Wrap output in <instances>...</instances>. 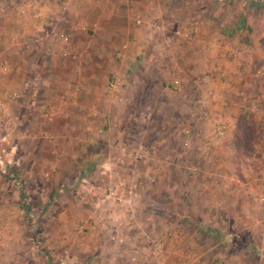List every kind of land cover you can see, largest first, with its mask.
I'll return each mask as SVG.
<instances>
[{"label":"rangeland","instance_id":"374dc122","mask_svg":"<svg viewBox=\"0 0 264 264\" xmlns=\"http://www.w3.org/2000/svg\"><path fill=\"white\" fill-rule=\"evenodd\" d=\"M137 1L102 0L99 12L120 29L113 36L133 40L126 29L137 24L126 18V8L136 9L131 5ZM64 2L57 0L59 9ZM37 3L0 0V264H264L260 25L239 32L224 27L220 47L234 39L240 46L222 54L242 63L224 66L219 54L207 59L203 75L190 80L193 88L189 77L180 70L171 74L168 65L193 42L192 33L173 31L168 18L142 15L155 27L153 42L161 44L147 53L164 62L141 82L144 91L138 93L135 82L117 95L121 101L109 102L132 80L107 76L103 98L94 102L102 110L87 112L93 125L101 124L84 130L93 137L77 158L45 129L47 108L44 96L32 90L37 81L29 76L31 65L19 50L10 53V45L20 44L17 26L28 19L23 10ZM168 37L175 49H168ZM123 48L129 49L96 47L111 55ZM112 82L115 89L108 90ZM105 116L113 125L102 123ZM236 120L241 179L229 149Z\"/></svg>","mask_w":264,"mask_h":264},{"label":"crops","instance_id":"0c3cea01","mask_svg":"<svg viewBox=\"0 0 264 264\" xmlns=\"http://www.w3.org/2000/svg\"><path fill=\"white\" fill-rule=\"evenodd\" d=\"M221 1H137L131 5L136 9L126 8V18L134 17V24L138 25V27L132 25L133 27L126 29L133 33V40L130 42L125 38V34L115 37L110 33L120 29H116L113 24L110 25L111 21L105 18L106 14L99 12L105 8L102 0H65L66 7L63 10L59 9L57 0H38L37 6L28 4L27 9L23 10L28 19H23L17 26L18 35L21 38L20 44L17 46L16 42L10 45V53L13 55L18 52L16 50H19L22 55L21 61L26 60V63L31 65V68L28 67L29 76L37 81V87L32 90L36 89L44 96L43 105L47 108L45 129L48 128L47 132L51 131L53 141L67 145V149L74 150L77 158H80L79 151L89 148L93 133L84 130L87 126L93 128L100 125L101 121L93 125L87 112L94 108L102 110L94 102L103 98L107 76L120 75L126 78L125 82L132 80L131 84L124 83L113 95L114 100L111 99L109 102H116L117 99L121 101L117 95L128 89L131 90L135 82L140 87L138 93L141 89L144 91L145 87L144 84L141 85V82L145 83L146 77H149L147 75H153L151 72H154L164 61H159L158 56L147 53L149 47L159 48L161 44L153 42L152 30L155 27L150 26L147 18H143L142 15L156 16L163 22L165 18H168L173 31L186 27L192 33L193 42L183 46L190 51L185 49L179 56L168 58L171 74L174 70H180L181 76H184V79L189 77V81L195 77H201L202 66H205L203 63L207 59L215 61L217 54L222 65L238 68L242 61L240 59L238 61L235 55H232L228 61L222 54L224 53L222 49H229L235 44L238 47L240 44L234 39L231 46L220 47L224 37L220 31L224 27L233 32H239L241 27L248 31L250 28L254 30L258 25L264 31V0H223L226 7L230 9L234 7V11L232 10L233 12L228 15L224 13L226 7L222 8V11ZM193 4L196 7L190 8L189 5ZM261 5L263 10L259 11L258 8ZM94 14L98 16L95 18ZM227 16L228 19H226ZM222 18L224 24L221 23ZM132 20L133 18L130 21ZM121 31L125 32L124 29ZM108 33L111 34L109 39H103ZM171 39L168 37V49L172 50L175 49V44ZM246 39H249V36ZM114 45L127 49L129 47V49L127 52L124 48L120 49L116 55H111L109 52L99 53L100 51L96 49V47ZM205 50H209V55H206ZM187 51L190 54L186 57L183 52L188 54ZM208 71L210 72V68ZM190 83H193L195 88L196 82L190 81ZM212 93L214 94V91ZM209 107L210 110L216 108V106ZM102 123L113 125L114 122L105 116L102 118ZM258 125L261 127L264 123L260 121ZM59 148L62 149V147ZM64 149L66 150V147Z\"/></svg>","mask_w":264,"mask_h":264},{"label":"trees","instance_id":"16d2710c","mask_svg":"<svg viewBox=\"0 0 264 264\" xmlns=\"http://www.w3.org/2000/svg\"><path fill=\"white\" fill-rule=\"evenodd\" d=\"M237 120L235 121V127L233 129V131L231 132L232 135V139L230 141L229 144V149H230V159L232 162V165L234 167V171L238 177V179H241V175L238 172V169L240 168V155H239V151L237 150V148L234 146V142L239 138V129L237 128Z\"/></svg>","mask_w":264,"mask_h":264},{"label":"built area","instance_id":"2783aa9c","mask_svg":"<svg viewBox=\"0 0 264 264\" xmlns=\"http://www.w3.org/2000/svg\"><path fill=\"white\" fill-rule=\"evenodd\" d=\"M120 2H122V3H125V2H127V1H129V0H119ZM65 3V2H64ZM64 3H62V4H64ZM257 72L258 73H264V65H262V66H260L259 68H258V70H257ZM114 89V83L112 82V83H109L108 84V90H113ZM1 163V162H0Z\"/></svg>","mask_w":264,"mask_h":264}]
</instances>
